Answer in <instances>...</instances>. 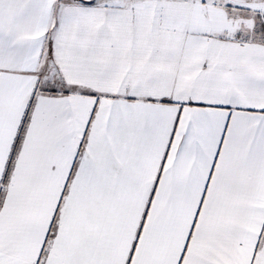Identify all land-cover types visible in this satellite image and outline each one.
<instances>
[{
  "label": "snow or ice",
  "instance_id": "6c2138e0",
  "mask_svg": "<svg viewBox=\"0 0 264 264\" xmlns=\"http://www.w3.org/2000/svg\"><path fill=\"white\" fill-rule=\"evenodd\" d=\"M0 264H264V0H0Z\"/></svg>",
  "mask_w": 264,
  "mask_h": 264
}]
</instances>
